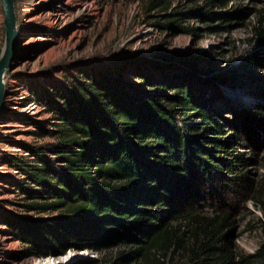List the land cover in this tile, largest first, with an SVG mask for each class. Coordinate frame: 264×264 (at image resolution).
<instances>
[{"label":"trees","instance_id":"trees-1","mask_svg":"<svg viewBox=\"0 0 264 264\" xmlns=\"http://www.w3.org/2000/svg\"><path fill=\"white\" fill-rule=\"evenodd\" d=\"M174 1L146 0L145 11H172L155 26L196 37L198 29L182 25L178 17L216 20L207 27L216 33L229 16L209 10L232 0H195L204 6L186 13L175 12ZM260 4L255 38L264 44V0ZM237 14L246 15V9L232 16ZM209 63L205 53L180 50L150 57L133 54L119 64L89 69L66 86V94L58 90L35 100L57 121L54 130L38 127L41 133L36 134L53 135L56 142L47 148L52 158L41 148L23 145L32 159L6 161L20 176L14 186L29 202L23 208L56 216L6 212L1 217L25 246L22 258L60 257L67 251H98L119 243L129 248L132 260L145 264L160 252L163 260L152 258L153 264H168L169 254L185 248L182 235L169 222L186 219L194 224L192 238L202 235V240L185 264H264V226L256 254L235 256L217 223L191 212L199 186L212 187L221 170L231 185L245 182L243 169L249 160L235 154L222 161L217 155H226L238 134L252 145L255 118L264 114L263 106L252 108L253 116L241 112L236 121L226 122L235 133L220 140L218 112L204 92L227 81L203 74Z\"/></svg>","mask_w":264,"mask_h":264},{"label":"rangeland","instance_id":"rangeland-1","mask_svg":"<svg viewBox=\"0 0 264 264\" xmlns=\"http://www.w3.org/2000/svg\"><path fill=\"white\" fill-rule=\"evenodd\" d=\"M145 3L146 0H14L17 43L3 74L5 96L0 113V264H142L132 260L129 248L119 243L102 246L98 251H67L60 257L22 258L25 246L2 224L1 217L6 212L39 218L56 216L23 208L29 202L14 186L20 176L6 161L7 157L32 159L23 145L41 148L52 158L47 148L56 142L53 135L36 136L41 133L38 127L54 130L57 126L54 116L35 102L41 96L58 90L66 94V86L88 74L89 69L119 64L133 54L150 57L159 51L180 50L192 55L205 53L210 63L201 72L210 77L223 76L227 81L215 84L214 92H204L218 112V124L223 131L220 140L235 133L226 122L236 121L241 112L252 115V108L264 107V44L255 38L260 0H232L223 8L209 10L229 16L216 33L207 30L216 20L202 23L191 15L178 17L182 25L198 29L196 37L155 26L157 20L161 23L172 11L147 12ZM202 6L203 1L173 2L175 12L182 13ZM243 8L246 15L232 16ZM3 45L0 4V55ZM248 58L252 59L251 65L243 67ZM255 120L258 125L252 145L238 134L227 154L217 155L222 161L235 154L249 160L243 169L245 182L231 185L228 174L221 170L212 187L199 186L200 198L194 200L191 208L194 216L213 219L219 226L218 232L225 233L228 249L242 257L256 254L263 241L264 114ZM225 214L227 218L222 222ZM169 225L182 235L185 248L169 254L166 260L168 264L188 263L189 252L202 240V235L194 240V224L186 219L170 221ZM152 258L163 260L161 253L155 252L145 264H153Z\"/></svg>","mask_w":264,"mask_h":264},{"label":"water","instance_id":"water-1","mask_svg":"<svg viewBox=\"0 0 264 264\" xmlns=\"http://www.w3.org/2000/svg\"><path fill=\"white\" fill-rule=\"evenodd\" d=\"M3 12L4 45L0 55V113L3 109L5 85L3 74L9 66L17 43L16 19L14 13V0H0Z\"/></svg>","mask_w":264,"mask_h":264}]
</instances>
